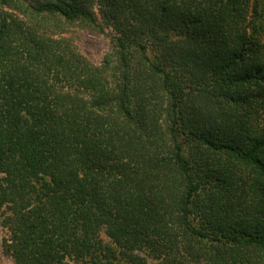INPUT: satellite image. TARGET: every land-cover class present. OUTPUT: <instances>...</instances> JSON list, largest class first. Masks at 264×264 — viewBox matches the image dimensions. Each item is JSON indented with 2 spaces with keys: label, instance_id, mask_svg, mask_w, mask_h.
Listing matches in <instances>:
<instances>
[{
  "label": "trees",
  "instance_id": "trees-1",
  "mask_svg": "<svg viewBox=\"0 0 264 264\" xmlns=\"http://www.w3.org/2000/svg\"><path fill=\"white\" fill-rule=\"evenodd\" d=\"M94 5L117 33L98 65L48 35L102 30ZM0 6L15 264H264V0Z\"/></svg>",
  "mask_w": 264,
  "mask_h": 264
},
{
  "label": "rangeland",
  "instance_id": "rangeland-1",
  "mask_svg": "<svg viewBox=\"0 0 264 264\" xmlns=\"http://www.w3.org/2000/svg\"><path fill=\"white\" fill-rule=\"evenodd\" d=\"M1 8L0 6V10ZM94 10L102 26V30L89 27L81 21L70 23L59 19L51 23L48 29V35L68 42L89 61L98 65L102 62L105 54L110 51L113 37L117 33L113 28L104 23L97 5H94ZM1 221L2 217L0 216V264H15L11 254L6 248V241L9 237V233L2 225ZM103 236L105 241H110L105 233H103ZM147 258L150 264H161L152 257L147 256Z\"/></svg>",
  "mask_w": 264,
  "mask_h": 264
}]
</instances>
